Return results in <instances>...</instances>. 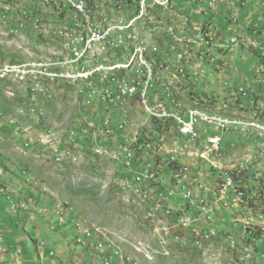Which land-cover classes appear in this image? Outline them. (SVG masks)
I'll return each instance as SVG.
<instances>
[{
	"label": "built area",
	"instance_id": "obj_1",
	"mask_svg": "<svg viewBox=\"0 0 264 264\" xmlns=\"http://www.w3.org/2000/svg\"><path fill=\"white\" fill-rule=\"evenodd\" d=\"M33 1L35 9L17 13L14 0H0L3 7L0 10V25L8 27L3 34L17 38H37L35 44L42 42V47L46 48L39 49L40 55L51 56L52 49L67 46L65 36L80 30L81 23L73 21V13L79 11V6L85 0H79V4H72V0H60V7L53 11V15L46 17L38 16L37 6L49 7L52 0ZM101 2L116 3V10H100ZM219 2L152 0V6L147 7L146 11L149 15L159 10H173L180 14V8L191 4L207 5L209 10H215ZM229 2L231 5L227 13L231 18H226L228 26L238 27L241 10L246 7H240L233 0ZM133 9L135 7H130L129 1L125 0H92V10L84 13V21L92 25V37H95V46H99V50L111 48V53L117 54L123 50L120 49V22L122 15L132 13ZM203 14L206 16L207 12ZM182 18L183 25H177V28H167V23L151 22L148 29H152L156 35V42L145 40L140 55L142 70L131 71L127 77H120V74L94 75L93 79H86L84 84H67L66 79L47 80L46 72L30 70L27 69V63L13 61L6 62V69H1L0 73H12V80L7 81V84L19 83V88L32 85H59L60 90L63 87L77 88V98L81 105L91 108L89 119L93 121L84 123L80 132L71 127L63 144L48 153L58 156L62 150L94 146V155L116 163V167H123L126 173L120 172V181H129L138 187V192L146 196L148 203L151 199L165 200V207H157V210L165 212V219L145 217V220L161 229L163 224L177 223V232L164 231L171 238V245L200 250L202 242L211 244L218 241L226 245L229 256H240L239 264L254 262L256 258L264 263V252L259 248V241L264 240V163L239 166V172H216L214 165L215 157L228 152L229 148H236L234 143L225 140L227 133H231V137L238 135L263 142L264 134H256L245 127L225 128V125L210 123V112L202 109L203 101H212L221 110H250L263 119L264 102L249 97L246 88H239L231 99L224 96L222 99V94L230 86L228 80L219 84V91L211 92L207 86L200 90L201 83L207 84L208 76H217L219 79L229 72L223 56L234 54L247 40L237 34L225 35L212 22L211 28H204V23L198 24L188 15ZM28 20L43 22L45 29H53V23H66V31L53 30V36H44V32L28 27ZM195 27H202V35L199 37H192ZM206 41L217 42L220 49L218 56L212 54V49L206 48ZM82 46L83 43L70 46L67 57L52 58V62H57V67L72 63L75 61V53ZM31 61H36V56L28 59V62ZM103 64L106 63H90L88 71ZM155 67L163 68L162 76H153ZM173 74H180V81L175 84H186V91L172 94L162 84L163 76ZM117 80H124V91H117ZM193 91H204V100L201 103H193L192 100L191 103H182L181 95L191 96ZM55 98L47 95V99L55 101ZM112 106L124 118L123 123H116L112 118ZM101 110L104 117L99 115ZM131 110H140V118L149 122L148 131H132L135 125H129ZM28 123L38 124L51 136L52 129L42 119L33 118ZM14 127L20 134V127ZM128 131L130 133L126 134ZM79 136L87 138V143L80 142ZM188 137H199L200 142L207 143V150H201L199 158H189V154L165 150V143L183 142ZM100 138L107 140L108 144L99 143ZM22 144L31 148L33 145L40 147L42 143L24 140ZM3 177L0 175V178ZM10 191L0 186V200L5 201L8 211L18 213L28 210V204L14 201ZM170 201L183 205V214L171 212ZM75 228L79 235L76 244L83 247V252H93L97 264H136L127 255L113 249L100 232L79 224H75ZM2 241L3 237L0 236V251H6ZM89 241H97L98 251L89 250ZM42 246L47 244L42 242ZM55 260L56 253L50 251L43 264H55ZM89 264L96 262L92 259Z\"/></svg>",
	"mask_w": 264,
	"mask_h": 264
},
{
	"label": "rangeland",
	"instance_id": "obj_2",
	"mask_svg": "<svg viewBox=\"0 0 264 264\" xmlns=\"http://www.w3.org/2000/svg\"><path fill=\"white\" fill-rule=\"evenodd\" d=\"M192 1V3H197L196 0ZM261 1H250L249 10L253 12L255 17L253 21L264 26V6L260 4ZM14 4L20 13H27V9L35 8L33 0H29V2L14 0ZM2 8L0 5V10ZM204 12H207L206 16H204ZM176 13L173 10L161 12L170 21L167 25L174 26L173 28H177V25H183L182 16L187 15L198 24H203L212 19L218 27L221 17L231 18L229 13L223 12L224 14L219 15L221 14L220 10H209L207 5L191 4V6L180 8V14ZM170 17L177 19L172 21ZM161 19L164 20V18ZM150 25L151 23L147 24L144 30H148ZM7 29L6 25H0V60L6 58L18 63L28 61L35 56L36 58L48 57V55H40L39 49L45 50L46 48L42 47V42L35 44L38 41L37 38H17L3 34L6 33ZM222 30H225L226 34H224L227 36L234 32L229 26ZM217 45V43L214 44L211 50L215 56H218L220 50ZM207 47L208 43L206 44ZM53 51L57 52L58 49H52L51 52ZM257 54L264 57V50L261 49ZM260 57L254 58L250 49L245 48L242 51L240 47L236 49L234 54L223 56L228 70L236 67L241 75L249 76L252 83L250 86L255 95L257 93L262 96L264 102V85L261 86L256 78L251 75V67L262 64ZM231 73L230 78L234 77L237 80V75L234 72ZM222 77L217 80L213 76H208L207 84L201 83L200 90H204L203 87L207 86L211 92L219 91L220 85L226 81L224 76ZM238 81L241 84L244 83L241 79ZM229 84L230 86L225 90L227 92L222 94V99L223 96L231 99L229 94H235V91L232 92L231 82ZM243 85L246 87V84ZM57 88L55 101L46 110L42 121L46 122L47 127L55 129L56 136L61 138V136L66 135L71 127L80 132L84 123L89 124L93 120L89 119L91 108L81 105L77 98V92L73 88L63 87L61 90L60 86ZM7 89L4 86V89L0 91V168H3L0 169V172H6L5 178L12 184L10 187L20 199L28 201L30 209L25 213H12L9 217L0 208V234L4 237V244L7 247L12 246L8 252L12 257L7 256L6 260V255L1 256L6 260V264H43L45 260L41 263L40 258L51 250L57 253L56 264H88L91 257L97 264L98 261L93 252H84L86 256L78 257L75 255L83 249L75 242L79 236L77 228L74 229L75 224L82 227L101 228L113 239L118 250L128 253L139 264L240 263V256H229L226 245L218 241L211 244L202 242L200 250H187L180 245H171V238L168 239V245L171 246H161L158 235L155 233L156 226L150 225L145 217L147 213H150L148 217L157 220L156 217L159 216V220H163L164 213L158 211L160 214L157 215L154 213L155 210L152 212V202H145L144 198L129 188L125 181H120V172L126 173L125 169L120 165L116 167V163L106 158L94 155L89 151L91 146H87V151L77 153L78 162L67 164L60 163L59 157L49 154L48 152L51 150L42 144L40 147L33 145L31 148L25 144L21 146L22 138L16 134L15 127L11 129L12 126L20 127V133L24 129H30L31 134L29 136L22 133L20 135L24 136V140L34 142H39L40 136L46 130L38 124L28 123L31 118L23 116L20 112L25 109L23 108L25 106L24 93L13 88L15 96L11 98L5 92ZM188 96L190 95H187L185 99H188ZM249 97H253V95L249 93ZM111 110L114 121L123 123L124 118L115 110V106H112ZM131 112L129 125H135L132 131L134 133L148 131L149 122L140 118V110L138 112L131 110ZM99 115L100 117L105 116L102 110ZM129 133L128 131L126 134ZM79 139L84 140L83 137ZM102 140L105 141L103 138ZM225 140L236 145V148H229L228 152L223 153L227 157L225 165L235 164L238 160L245 159L246 155L254 158L253 165L264 162L263 141L254 142L238 135L231 137V133H227ZM73 151L75 153L76 150ZM4 173L1 176H4ZM0 186L8 188L4 178H0ZM175 204L179 205L174 209L176 211L180 207V203L177 201H173L170 208L173 209ZM172 209L171 212L174 213ZM39 241H46L48 244L41 248L37 245ZM259 248L261 252H264V240L259 241ZM4 252L1 251L0 254ZM246 264L264 263L256 258L254 262Z\"/></svg>",
	"mask_w": 264,
	"mask_h": 264
},
{
	"label": "bare ground",
	"instance_id": "obj_3",
	"mask_svg": "<svg viewBox=\"0 0 264 264\" xmlns=\"http://www.w3.org/2000/svg\"><path fill=\"white\" fill-rule=\"evenodd\" d=\"M17 1H23V0H17ZM52 1L54 2L55 6H60V0H52ZM115 1H123V0H115ZM125 1H129L130 7H135V9H133L132 13L122 15V19L120 22V34L122 37V41L120 42V49L123 50L120 53L118 54L111 53V48H103L99 50V46H95V37H92V25H90L89 21H84V13H87L89 10H92V0H85L79 6V11L73 13L74 15L73 21L76 23H81V28L79 31H76L75 34H70L65 36V45L67 46H60L57 52L56 51L51 52V56L36 58V61H31V62L25 61L18 63H27V69L30 70H42V72H46L47 80L66 79L67 84H84L86 79H93L94 75L114 76L120 74V77H127L128 74L131 73V71L142 70L140 55L143 52V47L145 46V40H147L148 42H156V35H154V33L152 32V29L144 30V27L147 24H150L151 22L168 23L170 21L167 19V17H164V15L161 14V12L163 13L165 10H159V12L153 13V15H149V12L146 11V9L147 7L152 6V0H125ZM189 2L192 3L193 1L189 0ZM72 4H79V0H72ZM241 5L245 7L247 3L242 2ZM48 8L49 7L47 5H41L40 10L43 14H47ZM32 9L35 8L32 7ZM100 10H116V3L101 2ZM168 11H172V10H168ZM17 13L20 12L17 10ZM39 17H43V16H39ZM161 18H164V20H162ZM28 27H34V30L39 32H44V34L50 36L51 30L45 29V24L43 22H36V20H28ZM173 27L174 26L171 27V25L169 24L167 25V28H173ZM55 31H66V26L60 27ZM194 32L196 34V36L194 35V37H199V35H202V27H198V28L195 27ZM77 43H83L84 46H82L75 53V61H73L72 63H64L63 67H57V62H52V58L67 57V55L70 53V46H74ZM207 43L208 41H206V44ZM90 63H106V64L100 65V67L97 68H93V71H88L90 69ZM1 69H6V62H0V71ZM162 75H163L162 67L153 68V76H162ZM11 80H12V73H3V74L0 73V91L4 89V86H6L8 89L5 92H7V94L12 98L15 96V93L13 92V88L20 90L21 92L24 93L25 96L24 99L25 106L23 107L25 109L20 111L22 112L23 116H27L31 119L33 118L42 119L45 116V112L48 109V107L54 102V100L52 99H47V95L48 97H55L56 88L59 85H32L31 87L19 88V83L7 84V81H11ZM179 81H180V74H173L172 76L162 77V84L167 86V90L170 91L172 94H179L181 92L178 91L179 87H186V84H178V85L175 84V82H179ZM73 89L75 90V92H77V88H73ZM117 91H124V80H117ZM38 100H43V101L38 102ZM203 100L204 99H199L195 103H201ZM214 107L215 105L212 104V101L202 102V109H207V111L210 112L209 113L210 123L225 125V128L245 127L246 130L254 132L256 134H264V118L261 119L260 116L254 115L252 113H251V117L247 116V118L245 116L244 117L228 116L217 111ZM239 110L242 112L246 111L242 109ZM249 114L250 113H248V115ZM49 128L52 129L51 136L48 135V131L46 130V132L40 136L39 142L42 143V145L46 146L49 150H51L50 152H53L54 148H59L63 144V137L61 136V138H58L56 136V130L53 129L52 127ZM22 131L21 133L26 136H29L31 134V131L28 128ZM257 141H262V140H254V142ZM73 150L74 149H72V151L62 150L61 152H59L58 156H54V157H59L58 160L60 161L76 163L79 160V156L77 153L85 152L88 150V148L87 146L86 149L75 148L76 150L75 153ZM165 150L179 151V154H189V158H199L200 151L207 150V143L200 142L199 137H188L184 139L183 142L165 143ZM89 151L94 153V146H91ZM226 158L227 157L224 154H220L219 156L214 158V165H216V172H239V166H251L253 165V159H254L252 156L246 155L245 159L238 160L237 163H235L236 162L235 161L234 162L235 164L230 163V165L229 164L225 165ZM2 173L4 172H0V175ZM125 183L136 194L142 196L145 202H147L146 196H144L143 193L138 192V187H136L135 185H131L129 181H125ZM150 202H152L151 211L153 212V210H155L156 212L154 213H157V215L160 214L158 213V211L160 210H157V207H165L164 199H152V201ZM170 204H173V201H170ZM176 206L179 205L175 204L173 209L172 207L171 209L174 210ZM163 213L164 216L162 217V219L164 220L165 212L162 211V214ZM149 214L150 213H147L146 217H148ZM174 214H183V205L180 204V207L176 211L174 210ZM156 218L157 220H159V216H157ZM92 229L95 230L96 232H100L102 234V237L110 243L111 247L113 249L118 250L113 239H111L104 230H102L101 228H92ZM164 231L177 232L178 224L166 223L163 224V229H161L158 226L155 227V233L158 235L160 243H163L161 244V246L169 244V240H168L169 235L165 234ZM89 250L98 251L97 241H89ZM118 251L130 257L128 253H125L121 250ZM132 260L135 261L136 264H139L136 260L134 259Z\"/></svg>",
	"mask_w": 264,
	"mask_h": 264
},
{
	"label": "crops",
	"instance_id": "obj_4",
	"mask_svg": "<svg viewBox=\"0 0 264 264\" xmlns=\"http://www.w3.org/2000/svg\"><path fill=\"white\" fill-rule=\"evenodd\" d=\"M229 1H231V0H229ZM229 1L220 0V2L218 4V7L216 9V10H220L221 11V14H219V15H222L224 13L226 14L228 12V8L231 5L230 4L231 2H229ZM250 1H252V0H233V2L239 3L240 7H243L241 5L242 2H246L248 4L245 6L246 8L241 10L240 26H238V27L229 26V27H232V29L234 30L233 34H237V35H239V36H241V37H243V38H245L247 40L245 43H243L240 46L241 50L243 51V50H245V48H248V49H250L253 52V57L254 58H259L260 55L257 54L258 51H260L261 49L264 50V26L261 25V23L253 21V18H255V17L253 15V12L249 10ZM260 4L262 6H264V0H262L260 2ZM218 13H220V12H218ZM170 19H172V21H173V20H176L177 18L172 17ZM211 22L214 23L212 21V19L210 21H206L204 23V27L205 28H211ZM245 24L247 25V27H245L246 26ZM215 25L217 26V28L222 33H225V30H222V29H224V27L225 28L228 27V22H227L225 17L224 18L221 17L219 27H218L217 24H215ZM194 31L195 30H192V34H193L192 37H194V35L196 36ZM216 43H217L216 41H212V44H211V41H208V47L210 49H212L214 47V44H216ZM260 58H261L260 60H261L262 64L260 66H255V65L252 66L251 67V70H252L251 75H253L256 78V80L258 81V83L261 86H263L264 85V57H260ZM226 66H227V63H226ZM230 70H228L229 72H227L223 76H224V78L226 80L231 82V88H232V92L233 93H234V91L238 92L239 88H246V90L247 91L249 90L250 91L249 93L252 94L253 97H255L257 100H261L262 99V96L258 95L257 93L255 95L253 89L251 88V86H250L251 80H250L249 76L241 75V72L236 67H234V68H232ZM231 72H234L237 75V80H235L234 77H232V79L230 78V74H232ZM214 78L218 79L217 76H215ZM221 78H223V77L221 76L220 79ZM238 79H241L244 82L243 84H246V87L243 84H241L238 81ZM178 91H181L180 93H182V91H186V87H179ZM191 95L192 96H189L188 99L184 98V97H186V95H181L182 102L183 103H191V100H192V102L195 103L199 99H204V91H193L191 93ZM234 95H236V94H233V95L229 94V97H234ZM214 108L217 111H219V112H221V113H223L225 115H228V116H239V117H244L245 116L246 118H247V116L251 117L250 110H246L245 112H242L239 109H237V110L236 109H223V110H221V107H217V105ZM248 113H250V114L248 115ZM7 256H11L12 257L11 254H6V257H5L6 259L8 258Z\"/></svg>",
	"mask_w": 264,
	"mask_h": 264
},
{
	"label": "clouds",
	"instance_id": "obj_5",
	"mask_svg": "<svg viewBox=\"0 0 264 264\" xmlns=\"http://www.w3.org/2000/svg\"><path fill=\"white\" fill-rule=\"evenodd\" d=\"M0 61H4V62H11V61H13V62H15L14 60H12V59H6V58H2ZM3 94V93H2ZM19 102V101H18ZM85 118V117H84ZM86 119V118H85ZM14 128V126H12L11 127V129H13ZM15 130H16V127H15ZM77 130V129H76ZM16 132V134L17 135H19L21 138H22V143H23V141H24V138L19 134V133H17V130L15 131ZM80 137H83V136H79L78 137V139L80 138ZM84 138V140L83 139H79L80 140V142H83V143H87V138H85V137H83ZM99 141V143H101L102 141H103V143H101V144H108V141L107 140H102V139H100V140H98ZM22 143H21V146H22ZM41 150L44 152V150H43V148H41ZM3 169V168H2ZM5 172V171H4ZM5 175H6V172L4 173V182H5V184L8 186V188L11 190L10 192L12 193V197H13V200L14 201H16V202H21V201H25L27 204H28V201L27 200H25V199H20V197H18L17 195H16V193L12 190V187H10L12 184L10 183V182H8L7 180H6V178H5ZM0 208L1 209H3L4 210V212H6L8 215H9V217H11V212H9V211H7V204L5 203V201H3V200H0ZM28 206H29V204H28ZM29 209H30V207L28 208V210H26V211H23V212H18V213H25V212H27V211H29ZM1 212V211H0ZM18 213H13V214H18ZM74 229H75V226H74ZM0 236H2L1 234H0ZM3 237V236H2ZM42 242H45L46 244H48L46 241H39V242H37V245L39 246V247H41V248H43V246H41V243ZM2 244L4 245V247H5V252L3 253V254H0V260H2V261H4V264H6V260L5 259H3L1 256L2 255H6V254H8V252H9V250H10V248L12 247V246H6L5 244H4V237H3V241H2ZM46 247V246H45ZM188 250V249H187ZM51 251H53V250H51ZM50 251H48V252H46L45 253V255H44V257H41L40 258V260H41V263H42V261L43 260H46L47 259V256H48V253H49ZM55 252V251H54ZM56 253V252H55ZM88 253V252H87ZM75 255L76 256H78V257H80V256H86L85 254H84V252H83V250L79 253V254H77V253H75ZM76 260L78 259L77 257L75 258ZM92 257H91V260H89V263H90V261H92ZM57 260H58V258H57V253H56V260H55V264H56V262H57ZM85 260H87V258H85ZM44 262V261H43ZM46 263V262H45ZM88 263V264H89Z\"/></svg>",
	"mask_w": 264,
	"mask_h": 264
},
{
	"label": "trees",
	"instance_id": "obj_6",
	"mask_svg": "<svg viewBox=\"0 0 264 264\" xmlns=\"http://www.w3.org/2000/svg\"><path fill=\"white\" fill-rule=\"evenodd\" d=\"M8 2H11V1H13V0H7ZM60 6H55V4H54V2L53 1H51L50 2V5H49V8H48V13L47 14H43L42 12H41V7H38L37 6V14H38V16H43V17H46V16H51V15H53V11H56L58 8H59ZM73 17H74V15H73ZM64 26H66V23H53V29H50L51 30V33H50V36H52V33H53V30L55 31V30H57L58 28H60V27H64ZM36 31V30H35ZM39 32V31H38ZM44 36H49V35H46V34H44ZM64 138H65V136L63 137V141H64ZM6 168V167H5ZM23 202H25V201H23ZM7 211H8V209H7ZM24 211H26V210H24Z\"/></svg>",
	"mask_w": 264,
	"mask_h": 264
}]
</instances>
